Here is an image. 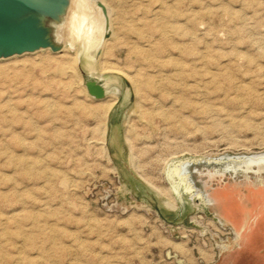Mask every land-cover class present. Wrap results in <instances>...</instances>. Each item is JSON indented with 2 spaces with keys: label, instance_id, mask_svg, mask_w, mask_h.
<instances>
[{
  "label": "rangeland",
  "instance_id": "obj_1",
  "mask_svg": "<svg viewBox=\"0 0 264 264\" xmlns=\"http://www.w3.org/2000/svg\"><path fill=\"white\" fill-rule=\"evenodd\" d=\"M104 2L95 71L136 82L111 160L115 100L88 96L71 51L0 59V264H264V184L205 162L264 151V0ZM175 157L202 159L210 206L171 211L147 186L170 191Z\"/></svg>",
  "mask_w": 264,
  "mask_h": 264
},
{
  "label": "bare ground",
  "instance_id": "obj_2",
  "mask_svg": "<svg viewBox=\"0 0 264 264\" xmlns=\"http://www.w3.org/2000/svg\"><path fill=\"white\" fill-rule=\"evenodd\" d=\"M74 2H75V0H70V6H69L68 11L72 10ZM100 2L106 7V14H107L109 27H110L111 26L110 15L112 14V11L107 6V4L104 2V0H100ZM91 5H92V10L94 11L95 15L100 20V24H101V28H102V34H103L104 33V17L102 15V12H101L100 8L94 4V2L91 1ZM111 28H112V26H111ZM59 34L61 35L60 32H59ZM112 35H113V33H112ZM112 35H110L111 37L109 39L112 38ZM109 39H103L102 43H104V42L106 43ZM103 48H102L99 56L97 57V59L94 58V53L96 50L92 51L91 53L82 52V61L83 60L86 61L84 64L85 65L84 68H85V71L87 73V76L100 81L106 89V96L101 100H104L106 98H112L115 100V103L112 105V107L107 112L106 128H105L104 146L107 150L108 157L111 160L110 152H109V148H108L110 117L112 115V112L115 110L116 106L120 103V101L123 98L124 99L128 98L129 89L125 87L126 89L124 91L123 90V84L124 83L129 84L131 89H132L131 85H135L136 82L128 75L125 77V76L121 75L120 73H117L114 71H104V70H101V68H100V71H98V72L95 71L96 70L95 64L100 62V57H101ZM66 49H67V47H64V51ZM77 51H74L70 54H74V56H75V67H76L77 72L79 73ZM25 54H27V53H25ZM96 60H97V62H96ZM81 65L83 66L82 63H81ZM79 75H80V73H79ZM80 78H81L82 87H84L86 89V87L83 84V78L81 75H80ZM132 91H133V89H132ZM86 92H87V90H86ZM88 96L90 97V95H88ZM90 98L93 99L92 97H90ZM96 101H100V100H96ZM134 109H133V113H134ZM130 112L132 113V111H130ZM201 162H202L201 158L198 159L195 157H186V158L175 157V158H173L171 160V163L169 164L168 169H166V171H165L168 187H169L171 192L168 189L162 190V189H160L154 185H153V187L157 191L151 185L147 184V186H149L152 190H154L158 195L162 194L163 196L160 195L161 197L165 196L164 197L165 201L163 202L164 203L163 206L167 207L171 211L181 213L185 210V207L187 204L190 205L191 207L195 208V209H198L200 205L205 206V207L210 206L209 201L207 200L205 193L202 191V189L200 187H198L196 185L195 180L193 178V170H191V168H190L192 164H198ZM205 162H207L208 164L214 163V164H221L224 166L223 171H220L216 168H214V169L212 168L213 169L212 172L217 174V175L218 174L219 175H225V173L228 171H232L234 174L237 173L238 171H241L244 174V177L247 179L251 177L250 176L251 174L255 175L256 180L259 181V184L256 183L255 185L263 186V184H264L263 183V177H262V176H264V151L254 152V153H250V154L222 155V156H218V157L207 158L205 160ZM131 165H132V159H131ZM162 170H164V169H162ZM213 173H211L210 176H208V178H212ZM164 217H166V216H164ZM217 222L221 225L224 223L223 220L220 218L217 219ZM233 234H234V240L235 241L239 240L240 232H238L234 229ZM228 246L229 245L225 244V243L220 244L218 246V249H219V251H226V250H228L227 249Z\"/></svg>",
  "mask_w": 264,
  "mask_h": 264
},
{
  "label": "water",
  "instance_id": "obj_3",
  "mask_svg": "<svg viewBox=\"0 0 264 264\" xmlns=\"http://www.w3.org/2000/svg\"><path fill=\"white\" fill-rule=\"evenodd\" d=\"M104 17L103 39L110 36L106 7L100 0H91ZM70 0H0V59L49 49L54 53L64 50L53 38V28L68 11ZM57 35L60 36L59 31ZM103 44V43H102ZM102 44L96 49L97 59ZM74 52V51H71ZM82 52L77 51L78 71L88 95L95 100L106 96L104 85L87 76L81 67Z\"/></svg>",
  "mask_w": 264,
  "mask_h": 264
},
{
  "label": "clouds",
  "instance_id": "obj_4",
  "mask_svg": "<svg viewBox=\"0 0 264 264\" xmlns=\"http://www.w3.org/2000/svg\"><path fill=\"white\" fill-rule=\"evenodd\" d=\"M52 28L55 42L69 51L91 53L103 41L100 20L92 10L91 0H75L72 10L66 11Z\"/></svg>",
  "mask_w": 264,
  "mask_h": 264
},
{
  "label": "crops",
  "instance_id": "obj_5",
  "mask_svg": "<svg viewBox=\"0 0 264 264\" xmlns=\"http://www.w3.org/2000/svg\"><path fill=\"white\" fill-rule=\"evenodd\" d=\"M236 228H237V226H235ZM237 229H239V232H240V230H243V226H241V228H237Z\"/></svg>",
  "mask_w": 264,
  "mask_h": 264
}]
</instances>
